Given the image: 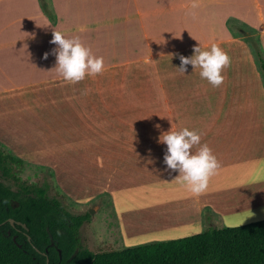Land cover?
<instances>
[{"label": "crops", "instance_id": "obj_1", "mask_svg": "<svg viewBox=\"0 0 264 264\" xmlns=\"http://www.w3.org/2000/svg\"><path fill=\"white\" fill-rule=\"evenodd\" d=\"M54 30L103 57V74L65 83ZM250 36L264 53V0H0V145L55 167L62 188L61 173L77 177L80 164L90 200L111 202L109 230L121 244L259 217L264 77ZM213 44L231 57L218 88L199 67L178 69L180 55ZM183 128L199 132L221 165L200 196L163 162L161 135ZM125 200L138 205L118 210Z\"/></svg>", "mask_w": 264, "mask_h": 264}, {"label": "trees", "instance_id": "obj_2", "mask_svg": "<svg viewBox=\"0 0 264 264\" xmlns=\"http://www.w3.org/2000/svg\"><path fill=\"white\" fill-rule=\"evenodd\" d=\"M248 39L264 77L259 40ZM24 164L0 145V177L14 176V168ZM16 185L17 190L0 181V264H264V221L211 227L186 238L95 253L80 240L90 213H71L59 199L50 197L47 183Z\"/></svg>", "mask_w": 264, "mask_h": 264}, {"label": "clouds", "instance_id": "obj_3", "mask_svg": "<svg viewBox=\"0 0 264 264\" xmlns=\"http://www.w3.org/2000/svg\"><path fill=\"white\" fill-rule=\"evenodd\" d=\"M50 43L57 45L51 54L56 58L55 69L65 83L75 85L86 77L102 75L105 71L103 57L95 56L79 37L66 38L64 34L54 30ZM193 53L192 57L179 56V71L184 74L188 65H192L194 69L199 67L202 79H206L213 87H220L225 80L222 73L231 66L228 53L215 44L210 50H202L200 46H196ZM48 55L49 53H45L44 59ZM201 140L199 132L188 128L179 131L171 129L160 137V142L167 146L163 157L167 169L178 171V178L196 196L207 192L212 177L221 166L212 149L206 143L201 144ZM196 146H199L198 150L193 153L192 149Z\"/></svg>", "mask_w": 264, "mask_h": 264}, {"label": "rangeland", "instance_id": "obj_4", "mask_svg": "<svg viewBox=\"0 0 264 264\" xmlns=\"http://www.w3.org/2000/svg\"><path fill=\"white\" fill-rule=\"evenodd\" d=\"M253 37L255 38V36ZM24 163V166L21 168H14V176L6 179L0 177V181L12 186L15 190H17V183L36 186H43L47 183L50 186V197L59 199L71 213L79 215L90 213L93 210L94 213L92 215L90 213V220L84 224L80 232V240L83 247L98 253L139 247L156 242H163L166 239L163 236H149L135 240L123 239V243L121 244L119 236L117 234L115 235L112 230H109L111 228V222L109 223L107 218L112 216L110 212L112 209L111 202L106 198L90 200L93 196L89 194L88 188L80 180V164H74L77 177L66 176L63 172L61 173L62 188L56 177L55 167H51L49 164H31L26 161ZM64 165H60L62 167L61 169H64ZM69 194H72L73 197ZM116 205L117 209L120 210L123 207L136 206L138 202L125 200L116 203ZM233 221L236 222H229L227 227H241L251 223L262 222L264 221V214L259 217L248 216L240 221L233 219Z\"/></svg>", "mask_w": 264, "mask_h": 264}, {"label": "water", "instance_id": "obj_5", "mask_svg": "<svg viewBox=\"0 0 264 264\" xmlns=\"http://www.w3.org/2000/svg\"><path fill=\"white\" fill-rule=\"evenodd\" d=\"M90 213H91V215H92V214L94 213V211L91 210ZM9 221H10V223H11L12 225L15 224V221H14L13 219H10ZM16 224L22 226L25 230H28V228H27V226H26L25 224H22L21 222H17ZM14 240H16V238H14ZM20 247H21V246H20Z\"/></svg>", "mask_w": 264, "mask_h": 264}]
</instances>
